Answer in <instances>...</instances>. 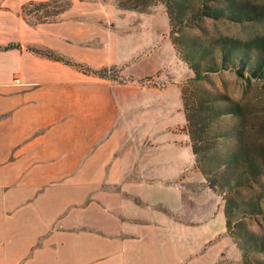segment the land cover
I'll list each match as a JSON object with an SVG mask.
<instances>
[{
    "label": "crops",
    "instance_id": "crops-1",
    "mask_svg": "<svg viewBox=\"0 0 264 264\" xmlns=\"http://www.w3.org/2000/svg\"><path fill=\"white\" fill-rule=\"evenodd\" d=\"M28 1L44 0H0V264H239L219 196L189 183L192 151L136 140L121 85L79 66L140 47L111 29L87 45L76 19L28 24ZM127 12L110 0V22Z\"/></svg>",
    "mask_w": 264,
    "mask_h": 264
},
{
    "label": "rangeland",
    "instance_id": "rangeland-1",
    "mask_svg": "<svg viewBox=\"0 0 264 264\" xmlns=\"http://www.w3.org/2000/svg\"><path fill=\"white\" fill-rule=\"evenodd\" d=\"M65 2V0H56L53 5L61 8ZM69 2L75 5L72 11L67 8L66 14L61 13L48 20L66 17L83 21V34H90L85 35L84 42L90 46L97 45L96 40L102 39L99 37L104 39L111 29L120 42L128 41L131 51L140 47L131 63L105 68L104 74L106 78L121 85L119 96L126 100L124 113L127 121L132 131H140L136 140L140 139L147 147L168 149L187 162L186 158L191 155L189 133L192 134L193 139L198 140V130L194 123L200 118L210 116L207 104L212 100L216 107L224 105L225 101L229 100L241 107V115H222L205 125L206 129L202 132V136L210 141L206 140L207 146L204 148L199 144L200 154L202 152L219 160L223 154L233 148L234 140L214 139L211 136L229 132L239 123L243 124L245 135L249 140L264 142V81L241 79L229 70L209 72L195 80L192 71L171 41L168 19L162 4H155L147 12L135 10L125 14L122 12L110 22V0H70ZM216 3L221 4L223 0H218ZM33 5H29L27 9H31ZM51 6L46 7V10H51ZM81 8L83 10H80ZM44 9L40 11L43 12ZM41 12L28 14L27 21L33 22V16ZM262 33H264V20L236 23L225 20L214 21L205 17L199 19L197 23L184 26L179 31L180 37L196 39V42L202 45H210L220 36L247 40ZM123 48L126 50L127 47ZM136 65L139 72L133 71ZM126 66H129L131 73L125 71ZM186 115L189 117V123ZM193 161L196 177L190 174V180L194 181L189 183L194 185L195 191L208 189L214 192L219 196L223 206V195L219 194L218 187L209 186L213 177L203 173L208 168H212L215 162L209 159L198 164L194 156ZM193 177L195 179H191ZM263 191L264 174L250 185L237 189L231 196L236 200H244ZM227 232L234 244L249 240V234L253 235L251 243L255 242L259 237H264V214L243 217L236 227ZM238 251L241 257V250ZM262 259L264 253H251L245 260L241 258L239 264H251L255 260Z\"/></svg>",
    "mask_w": 264,
    "mask_h": 264
},
{
    "label": "trees",
    "instance_id": "trees-1",
    "mask_svg": "<svg viewBox=\"0 0 264 264\" xmlns=\"http://www.w3.org/2000/svg\"><path fill=\"white\" fill-rule=\"evenodd\" d=\"M65 1L67 3L65 2V5L61 8L53 5L56 0L38 1L35 3L28 1L21 5L20 15L25 22L32 25L54 22L56 20L48 19L60 15L69 7V0ZM217 1L114 0L116 7L138 12H147L155 4H162L168 19L171 41L188 68L192 71L195 80L202 78L209 72L229 70L241 79L264 81V33L257 34L247 40L220 36L214 39L210 45H202L193 38L180 37L179 31L184 26L197 23L199 19L204 17L214 21L225 20L236 23L264 20V0H223L221 4L216 3ZM29 5H33V7L27 9ZM50 6L51 10H46V7ZM42 8H45V11L41 12ZM32 12L41 13L35 14L33 16L34 21L29 22L26 17ZM13 46L16 45L10 44L5 48ZM31 50L50 58L70 63L56 56L50 50ZM79 66L86 72L105 77V68L95 70L81 64ZM213 101L207 104L210 116L203 119L200 118L198 122L194 123L198 130V140L193 139L190 133L189 138L191 140L192 154L198 164L209 159L215 162L212 168H208L203 173L206 176L210 175L213 177L209 182V186L212 188L217 186L219 194L223 195V212L226 227L229 231L231 228L236 227L243 217L264 214V191L244 200H236L231 196L237 189L250 185L260 175L264 174V142L249 140L245 135L243 124L239 123L229 132L211 136L214 139L232 138L234 140L233 148L223 154L219 160L202 152L200 154L201 147L199 144H202L201 146L204 148L207 146L206 140H209L202 136V132L206 129L205 125L222 115L240 116L242 113L241 107L237 103H231L226 100L224 105L216 107L213 105ZM198 107L200 108L201 106L199 105ZM186 120L189 123L187 115ZM190 125L192 124L190 123ZM248 236L249 240L240 243L236 242V247L241 250V258L243 260L251 253H264V237H259L255 242L251 243L250 240L253 235L249 234ZM251 264H264V259L255 260Z\"/></svg>",
    "mask_w": 264,
    "mask_h": 264
},
{
    "label": "built area",
    "instance_id": "built-area-1",
    "mask_svg": "<svg viewBox=\"0 0 264 264\" xmlns=\"http://www.w3.org/2000/svg\"><path fill=\"white\" fill-rule=\"evenodd\" d=\"M15 82H18V79H15Z\"/></svg>",
    "mask_w": 264,
    "mask_h": 264
}]
</instances>
